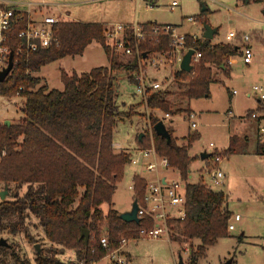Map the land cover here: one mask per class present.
<instances>
[{
	"label": "trees",
	"instance_id": "16d2710c",
	"mask_svg": "<svg viewBox=\"0 0 264 264\" xmlns=\"http://www.w3.org/2000/svg\"><path fill=\"white\" fill-rule=\"evenodd\" d=\"M154 26L142 25L147 37L140 44V50L147 59L171 50L168 37H151ZM56 31L57 46L17 57L13 72L0 83V96L24 99L21 121L10 126L0 123V185L10 195L0 201V236L12 240L23 236L36 244L38 241L32 236L28 224L36 220L43 239L51 245L50 250L37 252L36 264H61L56 260L57 249L64 253L75 252L79 260L94 264L104 259L107 253L100 245L103 233H109L110 250L113 251L121 246L122 239L127 242L141 239L139 230L146 226L144 221L139 224L122 221L112 207L115 187L123 180L132 156L128 151L114 148L113 133L117 122L132 115L119 111L114 73L124 71L128 81L135 83L133 74L138 71V66L136 59L126 63L115 59L107 29L102 24L61 21ZM93 43L103 47L110 62L108 67H97L82 74L62 72L63 91L50 90L34 76L51 63L82 56ZM186 47L200 53L201 59L193 65L190 73L177 69L173 79L186 83L183 97L187 101L208 98L217 72L230 78L229 60L240 56V48L231 44H213L203 36L196 41L188 36ZM168 96L162 91H149L145 105L150 112L149 123L157 153L168 160L186 183V218L171 223L170 229L173 236L178 235L187 244L200 242L195 250L191 246L189 258L183 263L198 264L209 247L229 237L232 213L226 207L227 197L223 192L213 190L203 180L188 183L189 168L194 161L189 156V149L199 139V134L189 136L185 146L177 144L169 128L170 144L156 135L154 126L165 118L155 111L164 116L181 112L172 110ZM262 104L260 102L256 110L248 112L246 118L251 120L253 114L264 112ZM261 121L264 124V117ZM148 141L143 136L138 139V144L147 148ZM236 146L237 138L232 137L226 155L232 156ZM262 150L264 154V145ZM217 155L220 156L215 152L210 157ZM12 186L14 190H11ZM145 187L146 181L135 176L136 201L143 198ZM23 188L26 190L21 195ZM104 205L108 206L107 210L103 209ZM152 226L147 224L148 228ZM83 230L90 232L88 245L81 237ZM15 249V244L0 247V264L11 261L24 264Z\"/></svg>",
	"mask_w": 264,
	"mask_h": 264
},
{
	"label": "rangeland",
	"instance_id": "374dc122",
	"mask_svg": "<svg viewBox=\"0 0 264 264\" xmlns=\"http://www.w3.org/2000/svg\"><path fill=\"white\" fill-rule=\"evenodd\" d=\"M152 1L0 0V7L10 6L16 10H27L28 5H31L30 9H34L43 4L49 6L47 9L49 13L61 15L64 21L101 23L105 26H133L135 23L141 27L144 24L172 25L180 34L198 38L203 36L204 26L208 25L217 30L211 40L213 44L233 45L227 40L229 33L250 34L253 42L261 39L264 1L174 0L178 3V7L173 10L169 7L172 0H156L154 5L151 4ZM190 18H194L196 23H191ZM111 26L108 29H111ZM114 57L117 61L127 62L121 57ZM163 63L154 68L146 62L143 70L147 81H158L163 86L162 90L172 97V102L182 109L179 114L172 116L171 120H165V125L175 129L177 144L181 146L187 145L189 136L196 133L201 135L194 145L192 143V149H189V156L194 158V161L189 168L188 183H197L202 177L203 181L205 183L207 181L206 184L213 190L223 192L227 197L226 207L232 213L231 224L235 228L234 231H229L228 238L220 239L214 246L209 247L205 257L200 259L198 264H264V154L256 153V144L264 141V135L260 133L261 140L258 141L256 125L240 120V117L250 109L255 110L257 107L256 100L247 99L245 94L246 91H251L255 83L260 82L257 79L260 72L256 74L251 71L256 68L263 71L264 62H254L250 70L244 65L235 67L234 74L237 77L233 79H227L217 72L210 86V96L190 102L180 95L177 90L179 84L173 79V74L179 69L180 58L175 65L170 61ZM109 65L110 62L103 47L99 43H93L82 56L67 57L51 63L34 76L40 78L42 85H47L50 90L63 91L62 72L69 75L74 72L82 74L94 68ZM114 75L117 78L116 101L119 111L132 114L131 118L124 117L123 120L117 122L113 133L114 147L118 149L117 151H128L134 159H138L135 152L150 149L154 144L153 128L149 123L150 112L145 105V97L137 94L136 84L128 81L127 73L121 71L115 72ZM234 90L238 92V95L232 99L233 102L230 104V92ZM23 102L24 99L21 97L0 96V122L19 123L23 118L21 112ZM262 105L264 107V104ZM189 109L195 114L196 129L191 128V121L187 118V115L191 113ZM229 110L232 112L231 115L228 114ZM154 113L160 117L163 116L160 111ZM256 115L263 117L264 112L256 113ZM140 135L148 138L147 148L139 146ZM233 136H239L241 139L235 147L236 154L229 157L226 152H217L223 159L219 169L225 175V180L221 187H215L208 175L212 168V157L207 158L205 163L201 160V154L205 151L209 155L215 153L210 148V143H213L212 145H215L219 151L228 149L230 138ZM245 137H248L249 141ZM226 157L229 158L225 159ZM136 175L148 180L155 179V175L148 173L142 164L127 165L123 180L115 187L112 201L113 209L119 214L130 212L136 201L133 189V179ZM160 176H167L169 179L180 177L177 170L173 168H169L166 172L162 168ZM0 188L2 192L5 190L2 185ZM14 188L12 186L11 190ZM25 190L26 188L21 190V195ZM8 198L10 195L6 199ZM103 209L107 210L108 206L104 205ZM235 216L240 217L239 222L234 221ZM28 224L32 236L38 243L32 244L23 236L13 240L0 236V240H8L7 244H15V251L19 254L21 262L36 264L37 252H46L50 250L51 245L43 239L38 221L33 220ZM169 239L170 241L167 237H163L153 241L148 239L128 241L121 248L120 254L128 264H181V261L182 263L187 262L191 246L195 250L200 245L199 241L187 244L178 235L171 234ZM56 252L58 254L56 260L61 264L80 263L75 252L65 251L64 253L62 249H57ZM109 253L107 251L104 259L94 264H112ZM9 264L16 263L11 261Z\"/></svg>",
	"mask_w": 264,
	"mask_h": 264
},
{
	"label": "built area",
	"instance_id": "2783aa9c",
	"mask_svg": "<svg viewBox=\"0 0 264 264\" xmlns=\"http://www.w3.org/2000/svg\"><path fill=\"white\" fill-rule=\"evenodd\" d=\"M30 6L28 5L27 10H16L10 6L0 7V73L8 67L11 54H13V72L17 57L30 55L38 49H47L58 45L56 26L59 22L64 21L62 16L49 13V10H47L49 6L47 5L42 4L34 9H30ZM169 7L173 10L178 7V3L172 0ZM189 21L193 24L196 23L194 18H190ZM150 35L151 37H168L171 50L165 55H157L147 59L146 55H143L140 50V44L146 40L147 35L139 24L135 23L133 26H113L111 29H107V38L112 54L127 61L136 59L138 71L133 76L137 87V94L145 97V100L149 91L161 89L159 82L147 81L143 70L145 63L148 62L150 67L157 68L163 65L164 61L173 62L180 58L181 62L184 55L189 51L186 47V40L189 35L180 34L177 28L172 25H155ZM130 36L133 38V43ZM191 37L195 41L200 39L196 36ZM227 40L240 48L243 63L251 65L254 60L252 36L250 34L229 33ZM200 59L201 54L195 52L191 65L197 64ZM231 63L232 59L229 60V65ZM251 89L258 100L264 103V82L255 84ZM233 94H236V92L234 91ZM231 114L232 112L230 111L229 115ZM164 118L165 121L170 118V115L166 114ZM187 118L191 121V128L196 129L197 125L194 122L195 114L191 112L187 115ZM252 118L257 119L259 117L253 114ZM259 132L264 135L263 123ZM211 146L213 145L211 144ZM135 154L138 155V159H134L131 156V163L134 165L140 163L148 173L155 175L154 180L144 179L146 181L145 192L140 202L137 201V217L140 219V222L144 221L146 223V226H143L139 230L140 238L153 241L167 237L170 241L169 238L172 234L170 224L184 221L186 218V184L181 178L178 180L160 176L162 168L167 171L171 166L166 158L161 157L157 153L154 144L150 149L139 150ZM222 160V157L218 155L212 157L213 169L211 171V181L215 187H221L225 178L222 170L219 169ZM234 221L239 222L240 217L235 216ZM147 224L153 226L148 228ZM234 230L235 228L230 220L228 231ZM120 243L121 246L119 248L111 251L109 233H103L100 237V245L104 250L110 252L109 256L112 264H128L127 260L122 259V255L120 254L121 248L125 246L127 241L122 239ZM79 262L78 264H86L83 260Z\"/></svg>",
	"mask_w": 264,
	"mask_h": 264
},
{
	"label": "crops",
	"instance_id": "0c3cea01",
	"mask_svg": "<svg viewBox=\"0 0 264 264\" xmlns=\"http://www.w3.org/2000/svg\"><path fill=\"white\" fill-rule=\"evenodd\" d=\"M152 1V0H151ZM155 2H156V0H153L152 1V5H154L155 4ZM248 2H249V0H248ZM101 24V23H100ZM102 25H104V24H102ZM105 26V25H104ZM111 26V25H110ZM110 26H105V28L106 29H108V27H110ZM111 27H113V26H111ZM263 39H264V23H262V30H261V39H258L257 41L258 42H253L252 41V49H253V51H254V60H253V62H252V64L254 63V62H258V63H261V62H264V43H263ZM257 43H259V44H257ZM173 65H175L176 63H178V60H175V61H173V62H171ZM251 64V65H252ZM180 65V64H179ZM239 65H244V66H246V69H248L249 68V70H250V66L251 65H245L244 63H243V61H242V53L240 54V56L239 57H234V58H232V63L230 64V69H231V74H230V78H228V79H233V77H237L235 74H234V68L235 67H237V66H239ZM180 68V67H179ZM251 72H256V74H258V72H260L259 74V76H258V81H260V82H258V84L259 83H263L264 82V78H263V72H264V65H263V71L262 70H260L259 71V69H255V70H253V71H251ZM256 79V80H257ZM153 82H158V81H153ZM176 82V81H175ZM176 83H178L179 84V86H177L178 87V91L180 92V95L183 97V93H184V91L186 90V83H180V82H176ZM255 84H257V83H255ZM163 89V86L161 85V89L160 90H158V91H162V92H164V93H166V94H168L167 92H165V91H163L162 90ZM252 90V89H251ZM236 92V94H233V92ZM234 91H232V92H230V104H232V99L234 98V97H236L237 95H238V92L236 91V90H234ZM245 97L247 98V99H254V100H256V102H257V106H258V104L260 103V101L258 100V98L252 93V91H246V94H245ZM200 100V99H199ZM167 101L168 102H170L171 103V105H172V110H182V109H180V107H177L176 106V103H174V102H172V97H167ZM189 104V106H190V103H188ZM232 107V106H231ZM257 108V107H256ZM231 110V109H230ZM230 110L228 111V114H229V112H230ZM256 110V109H255ZM189 111H191V109H189ZM251 111H254V109L252 110V109H250L248 112H251ZM192 112V111H191ZM248 112L246 113V114H244L243 116H241L240 117V120L242 121V122H244V123H247V122H251V123H254L255 125H256V130H257V139H258V141L259 140H261V137H260V132H259V129H260V127H261V125H262V123H263V121H261L262 119H263V117H259V118H257V119H251V120H249V119H247L246 117H247V114H248ZM163 114V113H162ZM162 117H164V114H163V116ZM172 119V115H170V118H169V120H171ZM0 123H3L4 124V122H0ZM13 123H11L10 122V125H12ZM247 125V124H246ZM167 127V129L169 128L171 131H172V133H173V136L176 138V140L178 139L177 137H176V132H175V129L172 127V126H166ZM245 128H248V126H245ZM201 137V135L199 134V138ZM233 137H236L237 138V145H238V143L241 141V139H239V136L237 137V136H233ZM232 138V137H231ZM231 138H230V140H231ZM246 138V140L247 141H249V138L248 137H245ZM195 143H196V141H195ZM195 143H193V145L195 144ZM211 144H213V143H210V148L211 149H213V151H215V152H219V153H222V152H226V151H228V149H229V147H230V141H229V147H228V149H226V150H218L217 148H216V146L214 145V146H211ZM193 145H192V147H193ZM264 145V141L263 142H257V144H256V153L257 154H259V155H261L262 153H263V150H262V146ZM115 148V147H114ZM192 149V148H191ZM116 151L118 150V149H115ZM207 154V152L205 151V152H203L202 154ZM213 154V153H212ZM236 154V150H235V153L233 154V155H235ZM209 155V154H208ZM230 157V156H229ZM229 157H226L225 159H227V158H229ZM208 158H210V155H209V157ZM202 160V159H201ZM205 160H207V159H205ZM205 160H202L203 162H205ZM206 163V162H205ZM212 165V168H210L211 170H210V173L208 172V175H209V177H210V179H211V171H212V169H213V163L211 164ZM166 172V171H165ZM190 173V172H189ZM136 176H140V175H136ZM143 179H146L147 180V178H145V177H143V176H141ZM167 177V176H166ZM180 178V177H179ZM178 178V179H179ZM189 179V178H188ZM201 180H203L202 179V177H200V180L199 181H201ZM224 180H225V178H224ZM198 181V182H199ZM197 182V183H198ZM206 183H207V181H206ZM186 184V183H185ZM207 186H209L208 184H206ZM210 187V186H209ZM1 189L2 188H0V193L2 192L1 191Z\"/></svg>",
	"mask_w": 264,
	"mask_h": 264
},
{
	"label": "water",
	"instance_id": "95a60500",
	"mask_svg": "<svg viewBox=\"0 0 264 264\" xmlns=\"http://www.w3.org/2000/svg\"><path fill=\"white\" fill-rule=\"evenodd\" d=\"M246 2H248V0H246ZM216 32H217L216 29H213L210 26L205 25L203 38L207 39V40H212L214 38V35L216 34ZM194 54H195L194 50H189L184 55V57L182 58V60L180 62V66H179L180 67L179 69L181 71L186 72V73H190L192 71L193 66L191 65V61H192V57L194 56ZM12 69H13V54L10 55L8 67L0 73V83H3L7 79V77L11 74ZM4 125L10 126V122L6 121V122H4ZM154 131H155L157 136L165 139L168 144L171 143L172 137H171L164 121H160L158 124H156L154 126ZM142 137H143V135H140V140L142 139ZM208 157H209L208 154H205V153L201 154L202 160H205ZM7 196H8V190L5 189L3 192L0 193V201H2V202L5 201ZM137 211H138V204H137V201H135L133 204L132 210L130 212L120 214L119 217L122 221H124L126 223L139 224L140 219L137 217ZM81 237L85 239V244L88 245L89 240H90V232L88 230H83ZM7 246H8V244H7L6 240L1 239L0 240V247H7ZM181 264H183L182 261H181Z\"/></svg>",
	"mask_w": 264,
	"mask_h": 264
}]
</instances>
